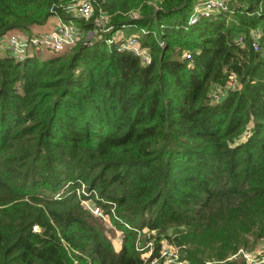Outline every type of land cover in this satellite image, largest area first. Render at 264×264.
I'll use <instances>...</instances> for the list:
<instances>
[{
    "label": "trees",
    "instance_id": "1",
    "mask_svg": "<svg viewBox=\"0 0 264 264\" xmlns=\"http://www.w3.org/2000/svg\"><path fill=\"white\" fill-rule=\"evenodd\" d=\"M196 1L92 0L61 52L0 53V264H146L162 235L191 264H247L236 250L264 238V0L190 22ZM66 4L0 0V35ZM125 25L149 62L117 48Z\"/></svg>",
    "mask_w": 264,
    "mask_h": 264
},
{
    "label": "built area",
    "instance_id": "2",
    "mask_svg": "<svg viewBox=\"0 0 264 264\" xmlns=\"http://www.w3.org/2000/svg\"><path fill=\"white\" fill-rule=\"evenodd\" d=\"M226 7V1L224 0H197L193 5L189 21H193L198 13L209 14L214 10H224ZM64 9L67 12H72L73 14L71 13V15L87 18L92 14V0H67ZM104 16V12H100L99 15L95 17V21L97 22L99 18L105 20ZM142 31L143 29L140 30V32ZM79 34V28L72 23L70 18H62L58 16L56 24L48 30L33 32L26 36H21L13 30H7L6 48L9 50L10 54L17 59H21L28 54L34 53V48L37 46L43 49H49L53 52H61L63 49L72 45L78 38ZM253 35L256 38L251 41V47L257 49L259 42V40L257 41L259 36L258 32L254 30ZM117 48L132 51L140 56L144 62H149L150 60L148 51L140 46L138 37L134 34L123 38L118 43ZM182 55L187 57L188 53L182 51ZM220 94L221 90L216 88L209 93V97L211 100H217ZM81 191H83V189H81ZM89 200H91V202ZM80 202L90 212L101 215L102 209L100 205L95 203L91 198L82 197L80 198ZM135 247L138 250H141L142 256L148 255L152 248L151 238L147 239L144 244L136 239ZM177 249L178 247L161 243L158 253L148 259L146 264H191L187 259L180 255ZM236 252H239L243 256L247 264H264V244H260L257 249H243L238 247Z\"/></svg>",
    "mask_w": 264,
    "mask_h": 264
},
{
    "label": "rangeland",
    "instance_id": "3",
    "mask_svg": "<svg viewBox=\"0 0 264 264\" xmlns=\"http://www.w3.org/2000/svg\"><path fill=\"white\" fill-rule=\"evenodd\" d=\"M72 13V12H71ZM71 13L69 12L68 14H70V20L72 21L73 24L76 25L75 19L76 16L71 15ZM73 14V13H72ZM105 20H103V18H99V20H97V24H104ZM77 26V25H76ZM15 31L16 33L20 34L21 36H26L27 34L31 33V28H25V29H10ZM131 34L134 35H140V30L137 27L134 26H122L120 28H117L115 30L114 36H122V37H127ZM34 51L37 53V55L39 57H44L49 55L50 53H53V51L49 50V49H43L41 47H35ZM0 53H10L9 50L6 48V31L0 35ZM82 188V186H81ZM91 202V200H89ZM96 215L98 216V218L100 219L101 223L104 226V230L106 232V234L109 236L111 243L113 245L114 248H118L119 246V241H120V237H121V232L120 229L112 222L110 215L108 213H104L101 210V215H99L98 213H96ZM156 230L155 229H148L147 227H142L141 229L138 230L137 232V236L136 239L139 240L140 243H145V241L149 238H152L150 234H156ZM135 239V242H136ZM159 241L162 244H167L169 246H174L177 247L176 245L173 244V242L169 241L164 235L159 237ZM260 244H264V238L261 239L260 241H258V243L256 245H254L253 249H257ZM177 251L179 252L180 250L177 249Z\"/></svg>",
    "mask_w": 264,
    "mask_h": 264
},
{
    "label": "crops",
    "instance_id": "4",
    "mask_svg": "<svg viewBox=\"0 0 264 264\" xmlns=\"http://www.w3.org/2000/svg\"><path fill=\"white\" fill-rule=\"evenodd\" d=\"M57 19V15H50L44 23L31 26V33L51 29L56 24Z\"/></svg>",
    "mask_w": 264,
    "mask_h": 264
}]
</instances>
